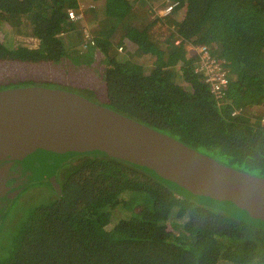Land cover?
<instances>
[{"label":"trees","instance_id":"trees-1","mask_svg":"<svg viewBox=\"0 0 264 264\" xmlns=\"http://www.w3.org/2000/svg\"><path fill=\"white\" fill-rule=\"evenodd\" d=\"M189 46L226 72L220 98ZM35 68L63 83L23 77ZM41 84L264 178V0H0V90ZM55 179L30 183L36 199L12 222V206L3 214L0 264H264L263 226L118 156H72Z\"/></svg>","mask_w":264,"mask_h":264},{"label":"water","instance_id":"water-1","mask_svg":"<svg viewBox=\"0 0 264 264\" xmlns=\"http://www.w3.org/2000/svg\"><path fill=\"white\" fill-rule=\"evenodd\" d=\"M89 153L118 156L180 194L264 227V178L226 167L79 94L42 86L0 91V221L25 186L49 179L58 190L60 163Z\"/></svg>","mask_w":264,"mask_h":264},{"label":"built area","instance_id":"built-area-1","mask_svg":"<svg viewBox=\"0 0 264 264\" xmlns=\"http://www.w3.org/2000/svg\"><path fill=\"white\" fill-rule=\"evenodd\" d=\"M175 6L176 4L167 6L162 10V15H160L164 16L169 14L172 8ZM67 15L70 21H76L81 18V14H75L72 9L67 10ZM84 37L86 41L90 40V36L87 31H85ZM179 41H177L176 44H179ZM187 49L189 54L193 53L194 55L198 56V68L196 71L203 74L205 83L209 84L211 91L217 98H220L223 90L227 87L226 72L223 70L221 64L211 59L205 46H189ZM260 109L264 112V102L260 105ZM260 124L264 126V114L260 118Z\"/></svg>","mask_w":264,"mask_h":264},{"label":"rangeland","instance_id":"rangeland-1","mask_svg":"<svg viewBox=\"0 0 264 264\" xmlns=\"http://www.w3.org/2000/svg\"><path fill=\"white\" fill-rule=\"evenodd\" d=\"M145 9H147L146 7H145ZM147 12L150 14V17H154L155 16V14H158V15H162V11H160V9H148L147 10ZM161 12V13H160ZM160 15V16H161ZM165 29H164V27L161 29V31L163 32ZM59 73L57 72V71H53V70H50V71H48V70H46V69H44V68H35V69H32L30 72H26L24 75H23V77H26V76H29L30 78H32V79H37L36 81H41V82H44V81H55V82H59V83H63V80H62V78L58 75ZM22 77V78H23ZM31 86V85H30ZM41 86L42 87H46V88H53L52 86H49V85H47V84H41ZM23 87H25V86H23ZM27 87V86H26ZM20 88V87H19ZM64 91H66V89H64ZM67 91H70V92H73V93H76V94H80L79 92H77L76 90H67ZM80 95H82L83 96V94H80ZM29 185V184H28ZM27 185V186H28ZM26 187V186H25ZM24 187V188H25ZM23 188V189H24ZM28 188H30V187H27L26 189H28ZM25 189V190H26ZM24 190V191H25ZM24 191H22V192H18L15 196H14V201H12L11 203H10V205L8 206V207H11L12 206V211L10 212V215H12V217H11V222H12V218H13V216L17 213V211H18V209H25L27 206H29L30 204H32L33 202V200H35L34 199V196H32V194L34 193L33 192V188H30L27 192H24ZM19 195H21L20 197H19ZM19 197V198H18ZM47 198L44 196V198L43 199H40L39 198V200H46ZM39 200H36V202L37 201H39ZM30 203V204H29ZM7 207V208H8ZM5 211H7V209L5 210ZM16 212V213H15ZM5 213V212H4ZM15 213V214H14ZM10 220H8L9 222L7 223V225L5 224L4 225V229H3V231H5L8 227H9V223H10ZM113 220V219H112ZM3 228V224L2 223H0V230ZM3 237H5L6 236V233L5 234H3L2 235Z\"/></svg>","mask_w":264,"mask_h":264},{"label":"flooded vegetation","instance_id":"flooded-vegetation-1","mask_svg":"<svg viewBox=\"0 0 264 264\" xmlns=\"http://www.w3.org/2000/svg\"><path fill=\"white\" fill-rule=\"evenodd\" d=\"M0 91H1V90H0ZM35 165H36V164H35ZM36 166H37V165H36ZM11 170H14V167H11ZM6 184H7V185H10L11 183H10V182H7ZM26 187H27V186H26ZM13 200H14V199H13ZM13 200H12V201H13Z\"/></svg>","mask_w":264,"mask_h":264}]
</instances>
